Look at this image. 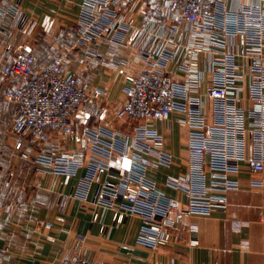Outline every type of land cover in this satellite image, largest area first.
Wrapping results in <instances>:
<instances>
[{
  "label": "built area",
  "instance_id": "2783aa9c",
  "mask_svg": "<svg viewBox=\"0 0 264 264\" xmlns=\"http://www.w3.org/2000/svg\"><path fill=\"white\" fill-rule=\"evenodd\" d=\"M227 1H165L181 38L166 35L161 25L146 29L161 44L155 54L146 53L141 72L126 76L125 97L116 115L137 123L135 133L126 137L116 129L94 130L75 121L73 115L88 98L107 97L104 89L84 88L88 71L119 69L124 61L109 57L96 43L135 41L145 29L128 15L142 10L145 0H84L76 19L74 45L81 52V66L74 71L66 67L71 50L39 67L32 53L11 42L5 46L9 60L3 64L6 81L0 96L19 105L9 130L38 147L35 161L45 171L73 175L87 165L90 172L75 195L86 200L91 184L97 183L94 205L114 212L112 225L142 219L138 241L151 251L170 245L187 215L227 211V192L240 188L232 174L240 172L243 161L253 173L264 170V0L235 7H228ZM3 13L12 17L16 31L26 36L35 33L38 21L20 3H10ZM0 34L7 31L0 28ZM231 38L238 43L235 50L229 48ZM206 73L210 74L209 87L204 91ZM176 113L184 116L176 117ZM165 120L188 125L192 153L202 161L210 156L211 190L195 191L189 175H168L166 184L185 193L184 202L168 197L149 176L151 170L174 163L162 131L149 125ZM248 137L256 150L253 158H247L243 150ZM55 138L74 144L75 149L47 148ZM21 146L19 141L17 148ZM131 151L132 156L128 155ZM98 216L96 212L94 218ZM245 225L233 222L235 231ZM51 228L47 221L44 230ZM108 229L103 225L101 232ZM66 264L97 263L76 253Z\"/></svg>",
  "mask_w": 264,
  "mask_h": 264
},
{
  "label": "crops",
  "instance_id": "0c3cea01",
  "mask_svg": "<svg viewBox=\"0 0 264 264\" xmlns=\"http://www.w3.org/2000/svg\"><path fill=\"white\" fill-rule=\"evenodd\" d=\"M83 1L0 0V28L7 31L0 34V93L6 81L3 64L9 60L5 46L10 42L32 53L36 66L49 65L67 50H71L67 69L74 71L81 66V52L74 45L76 19ZM145 1L142 10L128 15L145 29L135 41L96 43L106 55L124 63L119 69H89L84 88H101L108 95L100 100L88 98L73 115L75 121L97 131L116 129L125 137L135 133L137 123L118 118L116 110L125 97L126 76L141 72L146 66L143 60L146 53L155 54L160 47L161 39L146 33V29L152 24L161 25L167 29L166 35L176 40L181 38L180 32L174 29L177 23L171 17L172 9L166 5V0ZM253 1L228 0L227 6ZM12 2L20 3L28 15L37 19L38 27L33 35L26 36L12 28V17L3 13ZM169 26L174 30L167 28ZM237 44L231 38L229 48L235 50ZM207 57L209 60L210 56ZM209 75H205L204 91L209 87ZM250 105L252 102L248 101L249 108ZM18 110L17 103L0 96V264H66L76 253L97 264H264V170L253 173L243 161L240 172L232 174L240 188L227 192V211L187 215L176 229L173 242L151 251L138 241L142 219L131 218L126 224L112 225L114 212L94 205L97 183L91 184L86 200L75 195L90 172L87 165L73 175L39 168L35 161L38 147L18 133H8V126ZM175 116L184 115L176 113ZM149 125L160 128L174 158L170 167L149 172L159 189L168 197L186 201L185 193L166 184L169 174H185L189 175L195 191L211 190L210 156L202 161L192 153L190 127L175 120ZM19 141L22 146L17 148ZM47 148L75 149V145L55 138ZM243 150L247 158L256 156L254 142L249 137ZM128 155L132 156L133 152ZM96 212L99 213L97 219L94 218ZM47 221L52 223L49 232L44 230ZM234 221L246 225L235 231ZM103 225L109 226L107 233L101 232ZM193 239L198 242L192 244Z\"/></svg>",
  "mask_w": 264,
  "mask_h": 264
},
{
  "label": "rangeland",
  "instance_id": "374dc122",
  "mask_svg": "<svg viewBox=\"0 0 264 264\" xmlns=\"http://www.w3.org/2000/svg\"><path fill=\"white\" fill-rule=\"evenodd\" d=\"M10 125V124H9ZM10 132V130H9V126H8V133ZM11 133V132H10ZM16 147H17V145H16Z\"/></svg>",
  "mask_w": 264,
  "mask_h": 264
}]
</instances>
